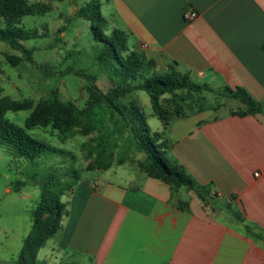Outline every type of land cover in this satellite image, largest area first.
I'll list each match as a JSON object with an SVG mask.
<instances>
[{
  "label": "crops",
  "instance_id": "crops-1",
  "mask_svg": "<svg viewBox=\"0 0 264 264\" xmlns=\"http://www.w3.org/2000/svg\"><path fill=\"white\" fill-rule=\"evenodd\" d=\"M105 9L110 29L125 32L134 50L161 67L176 62L220 95L242 88L263 111L240 117L227 109L215 118L214 109L171 126L168 158L221 194L214 208L187 188L189 202L172 197L168 185L141 171L123 175L113 166L103 177L81 178L56 239L58 257L71 251L88 255L89 264H264V242L243 228L264 229V0H107ZM189 11L198 14L194 21Z\"/></svg>",
  "mask_w": 264,
  "mask_h": 264
},
{
  "label": "trees",
  "instance_id": "trees-1",
  "mask_svg": "<svg viewBox=\"0 0 264 264\" xmlns=\"http://www.w3.org/2000/svg\"><path fill=\"white\" fill-rule=\"evenodd\" d=\"M62 2L65 0H47ZM100 0H91L78 11L80 18L90 23L93 40L97 43L96 62L99 66L115 70L123 78L119 90L105 94L95 85L94 76H86L75 72L79 77H85L90 84V101L86 109L80 110L74 103L62 104L54 92L50 100L34 103L31 100L15 101L9 97L0 98V146L5 147L11 157L35 164L48 155L70 154L62 152L51 145L42 143L31 137L28 131L35 128L51 127L65 134L75 128L85 126L86 132L92 131V126L101 121L99 115L110 112L111 118L118 117L122 121L121 133L128 138L135 149L143 154L144 159L138 163L140 171L149 177L158 179L168 185L172 197L182 188L193 191L200 199L204 208H214L218 193H213L211 186L198 183L187 170L177 161L167 156L172 148L168 138L171 126L180 120L188 118L185 92H213L207 85L197 84L189 73L182 72L174 62L165 70L159 69L154 59L144 53L131 50L128 47V37L125 32L110 29L108 20L101 11ZM43 12V13H42ZM48 10L43 5H31L28 0H0V42L6 43L12 50L22 53L23 57L6 55L12 66H17L26 60L33 62V51L25 42L27 38L20 28L25 17L44 14ZM264 51V44L262 46ZM134 91H143L150 98L152 115L162 124V131H153L148 124L149 116L133 103H125L124 98ZM223 98L238 103L231 114L244 117L263 111L262 105L256 102L244 89L232 90L228 87L221 91ZM166 96H169L166 98ZM31 111L24 126L17 125L6 118L8 112ZM107 139L98 142L96 146L87 145L89 167L98 170L111 168L109 158L112 156L106 149ZM94 158V159H93ZM123 163V160L119 163ZM64 175L50 176L48 183L43 185L40 201L32 210V227L24 241L23 249L14 264H44L38 260V252L46 243L58 237L62 230V221L67 215V205L60 201L65 192H71L80 181L76 170L66 175L72 181L63 184L58 190ZM188 206L180 202V209ZM215 210V209H214ZM233 220H241L237 213L230 212ZM244 222V221H240ZM246 236L257 242H264V229L251 223L243 225ZM70 264V263H61Z\"/></svg>",
  "mask_w": 264,
  "mask_h": 264
},
{
  "label": "rangeland",
  "instance_id": "rangeland-1",
  "mask_svg": "<svg viewBox=\"0 0 264 264\" xmlns=\"http://www.w3.org/2000/svg\"><path fill=\"white\" fill-rule=\"evenodd\" d=\"M90 1L28 0L31 5H43L48 12L25 17L19 25L27 38L25 46L33 51V62L23 60L19 65L12 66L6 55H23L12 50L6 43L0 42V98L31 100L36 104L50 100L56 92L60 103H74L80 110L86 109L90 101V84L87 78L79 77L75 72L94 76L95 85L105 94L119 90L123 78L115 70L97 64V43L93 40L90 23L78 15L79 9ZM106 1L100 0L104 14ZM128 47L134 50L133 44L129 43ZM166 68L159 66L160 70ZM184 96L189 114H200L215 109L217 112L212 115L217 118L227 109L232 112L235 108L233 101H226L228 99L223 98L216 90L203 93L185 92ZM123 101L133 103L138 109L145 111L153 131H162L160 120L151 116L150 98L145 92L134 91ZM30 112H8L6 118L24 126ZM99 117L101 122L93 125L90 132H86L85 126L65 134L53 130L50 126L28 131L34 139L70 153L67 155H48L31 164L11 157L7 149L0 146V264H14L17 261L32 227V210L40 201L42 187L48 183L51 175H64L61 184L56 185L58 190L63 189V184L71 183L73 178L69 180L66 175H70L74 170L80 179L95 180L107 175L104 170L89 167L91 160L88 158L87 145L96 146L98 142L107 139L106 149L112 154L109 162L111 167L114 166L112 171L123 175L137 174L140 171L138 163L143 161L144 156L135 149L128 134L121 133L122 121L118 117L111 118L109 111ZM194 119H189L187 123ZM122 160L123 163L119 164ZM72 192H65L60 201L67 205ZM178 193L175 196L183 197L189 202L185 188L180 189ZM56 239L57 237L49 240L45 247L39 250V261L44 264L90 263L88 255L79 256L71 251H66L62 257H58Z\"/></svg>",
  "mask_w": 264,
  "mask_h": 264
},
{
  "label": "built area",
  "instance_id": "built-area-1",
  "mask_svg": "<svg viewBox=\"0 0 264 264\" xmlns=\"http://www.w3.org/2000/svg\"><path fill=\"white\" fill-rule=\"evenodd\" d=\"M185 17L188 21H194L197 17H198V14L195 12V11H189L185 14ZM142 48L146 49L148 48V45H143ZM256 176L258 177L259 176V173L256 174ZM221 194L218 193V197H220Z\"/></svg>",
  "mask_w": 264,
  "mask_h": 264
}]
</instances>
